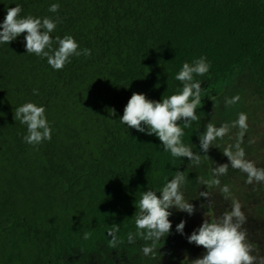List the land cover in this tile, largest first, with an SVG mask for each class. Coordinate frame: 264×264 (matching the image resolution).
Segmentation results:
<instances>
[{
    "label": "trees",
    "instance_id": "16d2710c",
    "mask_svg": "<svg viewBox=\"0 0 264 264\" xmlns=\"http://www.w3.org/2000/svg\"><path fill=\"white\" fill-rule=\"evenodd\" d=\"M16 5L21 17L58 19L53 48L57 36L71 35L91 55L54 70L27 54V33L0 43V264L132 260L151 243L127 241L137 232L135 202L149 189L159 196L188 158L122 124L124 108L133 92L152 101L176 94L175 76L200 57L211 65L195 77L202 85L246 69L264 95V0H0V24ZM27 102L46 109L51 140L24 142L27 126L13 116ZM204 110L184 129L192 151ZM113 224L123 240L115 249L107 236Z\"/></svg>",
    "mask_w": 264,
    "mask_h": 264
},
{
    "label": "clouds",
    "instance_id": "9594fccd",
    "mask_svg": "<svg viewBox=\"0 0 264 264\" xmlns=\"http://www.w3.org/2000/svg\"><path fill=\"white\" fill-rule=\"evenodd\" d=\"M59 4H52L48 11L56 13L59 10ZM22 7L6 9V16L3 23L0 24V43H11L16 40L22 33L24 36L25 49L27 54H35L47 59V63L54 70H61L67 63H70L72 56H90V49L78 51L79 45L71 35H65L63 38L57 36L53 48V38L51 33L57 26L58 19L54 21L52 18H37L31 15L20 16ZM211 65L207 62L206 57L195 59L191 64L185 62L175 76L180 81L182 88L178 89L176 94L171 96H163L161 101H152L146 98L144 94L133 92L120 122L129 128L135 129L140 133L147 135H155L162 143L163 150L170 152L173 157L189 159L190 164L199 165L202 157L209 160L207 155L210 147L217 138H223L230 130L228 124L216 127L212 121L206 125L205 131L199 136V147L205 153L200 155L194 153L188 145L182 141L184 129L192 126L193 121L198 120L196 110L201 104L202 89L201 81L195 79L196 76H204L209 72ZM159 87V85H157ZM34 94H38L34 90ZM211 100V99H210ZM240 100L239 95L226 98V104L232 105ZM214 106V104H213ZM46 109L43 106H37L35 103L27 102L15 109L14 120L20 121L21 124L27 126V135L24 136V142L31 145H38L44 140H51L52 129L45 116ZM110 112L115 115V110ZM247 114L241 112L238 119L233 122L231 127H239L238 140L235 145H229L224 149L223 155L227 157L228 163L217 164L212 169L215 179L205 182L210 185H220L218 177L227 174L229 167L239 169L247 174V183L252 184L253 181L264 182V168L256 167L253 161L245 159V151L241 147L242 138L247 130ZM179 121H183L182 127ZM146 126V127H145ZM147 129V131H146ZM200 181V177L197 178ZM185 182V172L176 171L174 178L167 182L158 192L147 190L141 193L139 201L135 202L136 212L131 218L134 220L137 232L135 234L129 232L127 235L128 243H135L136 237L145 242L142 252L145 255L150 253L155 255L154 249L158 242L170 235L172 224L169 217L173 214L169 211L175 208L179 212H185L189 216L196 211L194 205L185 200L181 187ZM227 198L229 187L224 185L221 189ZM200 197L207 200V204H211L209 193L207 191L200 192ZM204 204L200 207L202 208ZM239 201L233 199L231 209L223 212L222 215L215 219H203L202 224L193 230L187 236L189 244H195L202 247L206 251L199 257L189 261L185 255L181 264H257V256L252 255L254 246L247 239L246 230L242 229V225L246 221V217L241 210ZM186 221L176 225V232L185 235L184 228ZM120 226L113 224L107 231V236L111 237L108 246L117 248L123 240L117 235ZM91 237V232L84 233V239ZM259 264H264V257L259 258Z\"/></svg>",
    "mask_w": 264,
    "mask_h": 264
},
{
    "label": "rangeland",
    "instance_id": "374dc122",
    "mask_svg": "<svg viewBox=\"0 0 264 264\" xmlns=\"http://www.w3.org/2000/svg\"><path fill=\"white\" fill-rule=\"evenodd\" d=\"M202 89V101L199 109L201 111L202 133L206 125L212 121L216 127L224 124L230 126L229 132L223 138H217L207 155L208 159L202 157L201 163L190 164L188 159L183 172H185V182L181 187V192L185 200L191 202L196 211L189 216L185 212H179L175 208L170 209L173 214L169 217L172 224L170 235L163 240L165 243L154 249L155 255H145L142 251L140 256L128 260L126 257L118 258L115 255L105 257L102 260L99 256H90L85 264H181L187 255L189 261L201 256L206 250L189 244L187 236L194 229L198 228L203 219H215L224 211L231 209L232 200L235 199L241 204V210L246 217L242 229L246 230L247 241L254 246L252 255L259 258L264 257V182L253 181L248 184L247 174L239 169L229 167L227 174L218 177L220 185H210L216 177L212 174V169L217 164L228 163L223 151L229 145H235L238 140L239 127H231L238 119V114H247V130L242 138L241 147L245 151V159L253 161L258 168H264V95L259 94L258 88L250 81L249 72L246 69H237L235 76L225 78L217 83H204ZM260 91V90H259ZM239 95L240 100L232 105L226 104V98L231 99ZM211 99V100H210ZM214 104V106H213ZM201 133V134H202ZM194 153L205 155L199 147V137L195 142ZM200 177V181L197 178ZM224 185L229 187V194H225L221 189ZM207 191L211 204H207L204 197H200V192ZM204 204L201 208L200 206ZM181 220H185V235L176 232V225ZM185 264H188L185 261Z\"/></svg>",
    "mask_w": 264,
    "mask_h": 264
}]
</instances>
